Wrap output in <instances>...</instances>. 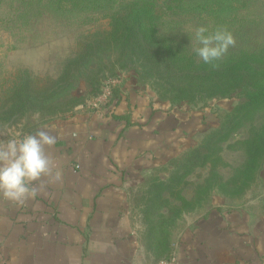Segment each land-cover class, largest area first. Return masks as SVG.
Here are the masks:
<instances>
[{
  "label": "rangeland",
  "instance_id": "1",
  "mask_svg": "<svg viewBox=\"0 0 264 264\" xmlns=\"http://www.w3.org/2000/svg\"><path fill=\"white\" fill-rule=\"evenodd\" d=\"M136 8L145 14L127 47L122 23ZM198 26L235 37L219 68L193 51ZM109 77L211 115L189 146L132 187L152 259L212 202L264 190V104L245 106L264 85V0H0V140L74 115Z\"/></svg>",
  "mask_w": 264,
  "mask_h": 264
},
{
  "label": "crops",
  "instance_id": "2",
  "mask_svg": "<svg viewBox=\"0 0 264 264\" xmlns=\"http://www.w3.org/2000/svg\"><path fill=\"white\" fill-rule=\"evenodd\" d=\"M206 110L123 79L111 106L40 128L57 137L47 151L63 176L24 204L0 198V264H157L132 216V187L192 143ZM172 249L182 264H264V190L212 202Z\"/></svg>",
  "mask_w": 264,
  "mask_h": 264
},
{
  "label": "clouds",
  "instance_id": "3",
  "mask_svg": "<svg viewBox=\"0 0 264 264\" xmlns=\"http://www.w3.org/2000/svg\"><path fill=\"white\" fill-rule=\"evenodd\" d=\"M194 41L198 45L193 49L195 54L214 69L220 67L218 62L229 48L236 46L235 37L226 26H218L211 32L206 26H198ZM7 135L9 139L0 140V198L24 204L34 199L45 184L62 179V169L47 151L57 143V137L47 130L23 136Z\"/></svg>",
  "mask_w": 264,
  "mask_h": 264
},
{
  "label": "built area",
  "instance_id": "4",
  "mask_svg": "<svg viewBox=\"0 0 264 264\" xmlns=\"http://www.w3.org/2000/svg\"><path fill=\"white\" fill-rule=\"evenodd\" d=\"M122 78L120 77H109L102 81L99 92L88 99L83 105L80 106L82 109L88 110H100L105 107L111 106L113 103L115 90L122 84ZM79 168V165H77ZM157 264H182L177 251L172 249L170 253L161 258Z\"/></svg>",
  "mask_w": 264,
  "mask_h": 264
},
{
  "label": "trees",
  "instance_id": "5",
  "mask_svg": "<svg viewBox=\"0 0 264 264\" xmlns=\"http://www.w3.org/2000/svg\"><path fill=\"white\" fill-rule=\"evenodd\" d=\"M145 14L142 10L139 8L133 9L131 14L129 15V20H125L123 24V29L126 31L125 35V43L126 46L129 47L131 46V41H132V32L136 28V25L138 23V18H140V14ZM264 104V85L260 87L257 91L250 92V94L247 95V102L246 105L247 108L249 107H256L261 106ZM246 108V107H245ZM252 110V109H249Z\"/></svg>",
  "mask_w": 264,
  "mask_h": 264
}]
</instances>
